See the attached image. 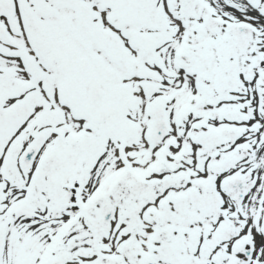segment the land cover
Listing matches in <instances>:
<instances>
[{"label":"snow or ice","instance_id":"obj_1","mask_svg":"<svg viewBox=\"0 0 264 264\" xmlns=\"http://www.w3.org/2000/svg\"><path fill=\"white\" fill-rule=\"evenodd\" d=\"M0 264H264V0H0Z\"/></svg>","mask_w":264,"mask_h":264}]
</instances>
